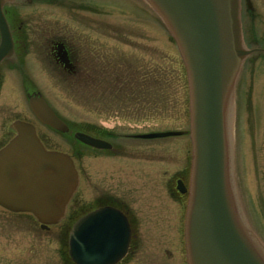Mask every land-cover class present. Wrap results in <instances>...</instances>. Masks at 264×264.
Listing matches in <instances>:
<instances>
[{"label": "rangeland", "instance_id": "374dc122", "mask_svg": "<svg viewBox=\"0 0 264 264\" xmlns=\"http://www.w3.org/2000/svg\"><path fill=\"white\" fill-rule=\"evenodd\" d=\"M250 1L255 16L251 19L252 17L244 13L242 19L240 18L242 44L264 48V0ZM240 2L242 4L243 0ZM98 5L112 10V13L108 16V29L105 28L104 21L98 20L97 32L76 23L75 18L80 17L82 11L78 12L73 7L66 9V14L61 5L52 4L48 8L38 0L24 9L25 20L33 33V52L36 55L46 44L43 23H48L57 31L65 23V28H71L68 30L71 35H82V38L97 40L98 44H107L113 51L115 68L112 73H97L98 81L94 83L96 78L90 73L64 75L50 71L43 67L33 53L32 64L27 67L33 84L28 85L25 73H17L14 78L23 85L1 86L0 136L3 128L6 131L12 121L25 115L24 108L27 105H24L26 102L22 91L33 89L45 97L49 106L73 130L77 126L89 124L94 131L103 127L112 129L118 135L165 130L184 131L178 136L162 138H125L124 141L118 138L117 141L124 145L123 150H119L120 153L100 151L96 154L92 148L74 141L71 133L60 134L38 128L40 134L43 132L49 138L50 146L59 147L65 153L73 150L75 146L82 152V157L74 160L83 181L72 205L76 201L91 203L95 197L93 194L139 195L144 197V201L147 200L138 202L139 209L162 210L165 212L164 217L177 219L178 212L182 209L181 203L174 202L168 195L174 193L177 177L186 186L189 184L192 154L189 133L190 100L185 65L161 18L144 0H99ZM101 16L103 15H98L100 18ZM162 56L175 66V71L169 75L172 85H181L173 90V95L172 91L169 92L175 103L165 109L161 108L160 74L155 69L160 65ZM255 56L252 63L243 67L240 72L242 75L238 74L240 77H236L234 85L240 87L239 94L242 98L246 96L247 99L251 88L264 85V51ZM134 94L142 95V98L133 101ZM234 98L236 100V95L231 98L229 116L231 185L241 223L264 247V171L250 162L252 157L248 147L251 144L249 128H246L243 118L246 113H250L247 101L245 106L238 103L236 105L237 100ZM28 120L34 123L32 117ZM244 153L247 155L245 158ZM183 169H186V175L182 173ZM58 228L53 227L40 233L41 241L46 242L48 247L46 254L50 264H58ZM66 235L67 233L65 238ZM144 236L147 242L150 234Z\"/></svg>", "mask_w": 264, "mask_h": 264}, {"label": "water", "instance_id": "95a60500", "mask_svg": "<svg viewBox=\"0 0 264 264\" xmlns=\"http://www.w3.org/2000/svg\"><path fill=\"white\" fill-rule=\"evenodd\" d=\"M0 0V60L13 50ZM161 18L185 65L192 144L184 223L188 264H264V247L241 223L230 178L229 142L225 137V102L234 96L243 59L256 48L242 44L240 0H144ZM36 118L53 129L68 127L38 92L28 96ZM15 136L0 149V203L31 211L39 220L60 218L75 191L77 174L71 158L45 150L32 124L16 121ZM182 131L151 132L142 138L175 136ZM79 141L97 148L110 145L75 132ZM180 193L187 191L177 180ZM129 229L111 207L90 211L68 234V254L76 264H114L125 253Z\"/></svg>", "mask_w": 264, "mask_h": 264}, {"label": "flooded vegetation", "instance_id": "af4514ba", "mask_svg": "<svg viewBox=\"0 0 264 264\" xmlns=\"http://www.w3.org/2000/svg\"><path fill=\"white\" fill-rule=\"evenodd\" d=\"M37 1L38 0H26L25 2V0H12L3 6V13L11 33L13 50L0 61V92L2 85H23L21 82L15 80L16 78L14 77L17 76V73H21L22 75L25 73L27 82L29 83L27 84H33L27 67L32 64L31 58L33 59L34 54L36 55V53L33 52L35 41L32 39L33 33L31 32V27L27 20H25L24 15H26V12L24 9ZM98 1L99 0H41L43 5L48 8L53 4L55 6L61 5L65 10L73 7V9H76L78 12L82 11L80 17L77 19L75 18L76 23L79 24L80 27L94 32H97L96 26L98 20L104 21V26L108 29V16L112 13V10L108 8H101L98 5ZM240 8L241 19L244 13H247L250 18L252 17L251 19H253L255 15L253 14V7L251 6L250 0H243L242 4L240 2ZM98 15L103 16L100 18ZM63 24L66 26L65 23ZM43 25H45L46 44L43 46L44 49L36 55V59L41 61L43 67L64 75L90 73L94 75L95 78L96 74L100 72L106 74L112 73V70L115 68L112 59L113 51L107 44H98L97 40L93 41L90 38H82V35H78L79 37L75 36V34L71 35L68 32L71 28H65L64 25H60V31L50 27L48 23H43ZM244 47L246 49L259 48L249 47L247 44L244 45ZM262 51L264 50L255 51L246 56L241 63L240 72L248 63H252V60L256 58L255 55ZM241 75L242 73L240 76ZM97 81L98 78L93 80L94 83ZM239 89L240 87L238 88L236 85L235 95L237 101L235 100V104L237 105L238 103L239 105L245 106V101H247L249 106L248 112L250 111V113H246V116L243 117L246 121V128H249L251 144L250 146L248 145V147L251 149L252 157V161L250 158V162L253 163L254 166L256 165L258 169L260 167L261 170L264 171V85L262 87L257 85L251 88L248 91L247 99L246 96L244 97L245 99L240 96ZM33 92V90L22 91L26 102L24 105H27V107L28 96L33 94ZM27 107L24 108L25 115H22V118L12 121L8 125L6 131L5 128H3V132L1 130L0 149L16 134L14 122L23 121L31 123L28 118L32 117L34 121L33 124L36 128V134L44 148L46 150L64 152L59 147L50 146L51 142H49V138L46 137L43 132L40 134L38 128L41 127L46 131L60 134L61 132L41 124L34 117L29 107L28 109ZM75 131L76 130L71 131V129L68 128V131L65 133H71V137H73ZM88 134L95 138L102 139L110 145L108 148H95L76 140L79 145L92 148L96 154L100 151L118 152L119 150H123L124 145L117 141L118 138L123 139V141L125 138H139L138 133L118 135L112 129L103 127H98L97 130L95 129L93 132H88ZM245 138L247 139L246 134ZM76 148L77 147L74 146L73 150L68 152L73 157V162L75 159L77 160L82 157V152ZM120 151L118 153H120ZM245 155L246 153H244V158L247 156ZM239 164L237 165L238 169L240 167ZM74 165L78 176L76 190L70 198L64 214L56 222H43L31 211L11 209L0 203V264H50L46 254L48 247L46 246V242L41 241L42 235L40 233L57 226L59 227L56 248L58 252V264H75L67 253L68 232L73 223L88 212L101 207H111L118 210L123 215L129 229V241L125 253L114 264H188L184 240V222L188 190L184 193H177L175 182L174 193L168 195L174 202L178 201L181 203L182 209L178 212V220L174 217H170L169 219L164 217L165 212H162V210L143 211L139 209L140 206L138 202L144 201V197L139 195L93 194L95 197H93L91 203L84 204L80 203V201H76V203L72 205L73 200L81 189L83 181V177H81L79 168H77L75 162ZM182 173L186 175V169H183ZM238 177L240 179L239 174ZM179 179L182 180L180 177H177L175 181ZM241 181L239 180V182ZM182 182L184 183L183 180ZM186 188L188 189V185ZM184 196L185 199H183ZM145 201L147 200L145 199ZM160 207L162 209V206ZM65 233H67L66 238ZM144 234H150L149 237L151 240L149 239L146 242ZM62 237L64 238L62 239ZM149 243H151V245ZM6 249H9V251H6Z\"/></svg>", "mask_w": 264, "mask_h": 264}, {"label": "trees", "instance_id": "16d2710c", "mask_svg": "<svg viewBox=\"0 0 264 264\" xmlns=\"http://www.w3.org/2000/svg\"><path fill=\"white\" fill-rule=\"evenodd\" d=\"M161 62L159 66H156L155 69L156 71L159 70L160 74V88H161V108L165 109L167 106H170L172 103H175L174 99H171L170 93L172 91L173 95V90L181 85H172L171 79L169 75L170 73L174 72V64L171 62L169 59L165 58L164 56L160 57ZM154 71V70H153ZM155 71V73H156ZM134 97L133 101H136L137 98H142V95L136 96L135 94L132 96ZM131 97V98H132ZM141 100V99H140ZM91 125L86 124V125H81L77 126V129L84 130L86 132H93L94 130L91 129Z\"/></svg>", "mask_w": 264, "mask_h": 264}, {"label": "bare ground", "instance_id": "6f19581e", "mask_svg": "<svg viewBox=\"0 0 264 264\" xmlns=\"http://www.w3.org/2000/svg\"><path fill=\"white\" fill-rule=\"evenodd\" d=\"M225 137H226V142H230V137H229V116H230V104L229 100L225 102Z\"/></svg>", "mask_w": 264, "mask_h": 264}]
</instances>
